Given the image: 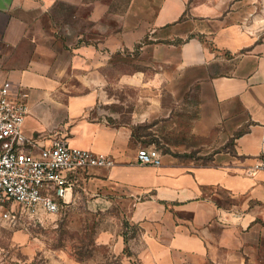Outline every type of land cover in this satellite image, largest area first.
I'll use <instances>...</instances> for the list:
<instances>
[{
	"label": "crops",
	"instance_id": "obj_1",
	"mask_svg": "<svg viewBox=\"0 0 264 264\" xmlns=\"http://www.w3.org/2000/svg\"><path fill=\"white\" fill-rule=\"evenodd\" d=\"M258 2L0 0V84L25 94L23 133L41 146L64 139L114 160L85 171L89 188L115 197L141 226L144 264H233L250 245L264 250V166L255 168L264 160ZM135 48L144 68L111 78L117 54ZM111 85L138 91L126 120L110 110L118 102ZM193 91V134L230 139L233 151L206 163L159 151L160 165L139 163L138 149L154 146L134 125L166 117L165 94L177 103Z\"/></svg>",
	"mask_w": 264,
	"mask_h": 264
},
{
	"label": "rangeland",
	"instance_id": "obj_2",
	"mask_svg": "<svg viewBox=\"0 0 264 264\" xmlns=\"http://www.w3.org/2000/svg\"><path fill=\"white\" fill-rule=\"evenodd\" d=\"M258 1V10L264 15V0ZM80 40L89 41L88 37ZM139 61V48L119 52L111 78L125 71L142 70L144 66ZM108 91L118 100L110 110L121 113V119H128L129 105L133 103L135 108L140 102L138 91L116 85L109 86ZM163 103L169 108L166 117L134 125V133L145 135L147 145L181 161L199 163L210 162L216 151H233L230 139L222 143L193 134L191 126L197 112L194 91L177 103L165 94ZM88 178L85 172L77 175L72 198L59 212L28 214L20 210L11 220L0 222V264H144L141 226L127 219L115 197L91 190ZM124 234L128 237L126 243ZM242 257L233 264H264V250L253 245L246 248ZM182 264L226 263L205 259L199 263L184 260Z\"/></svg>",
	"mask_w": 264,
	"mask_h": 264
},
{
	"label": "built area",
	"instance_id": "obj_3",
	"mask_svg": "<svg viewBox=\"0 0 264 264\" xmlns=\"http://www.w3.org/2000/svg\"><path fill=\"white\" fill-rule=\"evenodd\" d=\"M28 113L24 93H11V83L0 84V222L18 211L55 213L72 198L77 175L91 167H111L114 160L92 150L72 147L64 139L41 146L22 131ZM139 163L160 165L155 147L137 151ZM264 166V160L255 168Z\"/></svg>",
	"mask_w": 264,
	"mask_h": 264
},
{
	"label": "trees",
	"instance_id": "obj_4",
	"mask_svg": "<svg viewBox=\"0 0 264 264\" xmlns=\"http://www.w3.org/2000/svg\"><path fill=\"white\" fill-rule=\"evenodd\" d=\"M241 132L239 131V132H237L236 133V135H238V134H240ZM124 237H123V239H124V242L126 243L127 242V239H128V237L126 236V234H124L123 235ZM125 250V249H124ZM130 254V253H129Z\"/></svg>",
	"mask_w": 264,
	"mask_h": 264
}]
</instances>
